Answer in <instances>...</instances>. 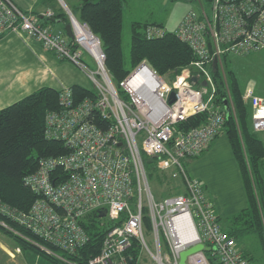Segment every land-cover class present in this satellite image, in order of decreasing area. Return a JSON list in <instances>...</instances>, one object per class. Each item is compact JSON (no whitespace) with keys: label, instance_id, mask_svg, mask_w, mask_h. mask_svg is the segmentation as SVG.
Wrapping results in <instances>:
<instances>
[{"label":"built area","instance_id":"1","mask_svg":"<svg viewBox=\"0 0 264 264\" xmlns=\"http://www.w3.org/2000/svg\"><path fill=\"white\" fill-rule=\"evenodd\" d=\"M194 1L198 10L189 11L174 34L189 46L196 62L170 82L142 62L114 85L97 38L96 44H86L74 22L73 38H66L40 25L12 0H0V38L19 33L35 40L79 69L95 92V97L76 100L70 87L59 90L58 109L45 115L44 136L63 144L66 153L41 159L36 171L23 178L24 186L38 196L28 212L0 202V214L59 251L75 255L89 241L81 222L88 214L105 210L106 216L99 218L119 224L107 231L100 252L86 264H131L126 253L133 240L154 264H179L180 253L197 244L211 248L216 264H252L222 229L200 182L187 175L182 162L204 151L224 122L223 112L213 104L216 87L208 68L218 66L225 56L264 51V0ZM163 34L155 26L145 30L148 39ZM84 54L95 64L94 71L82 60ZM192 68L198 73L194 75ZM192 77L197 78L195 83ZM242 99L252 110L253 131L264 132V94L251 86ZM227 102L233 110L231 100ZM200 113L210 114L206 125L177 130L178 123ZM142 154L156 158L160 171L182 179L185 194L156 201ZM144 208L153 250L144 230ZM55 256L64 264H78ZM185 264L210 262L205 252L198 251Z\"/></svg>","mask_w":264,"mask_h":264},{"label":"trees","instance_id":"2","mask_svg":"<svg viewBox=\"0 0 264 264\" xmlns=\"http://www.w3.org/2000/svg\"><path fill=\"white\" fill-rule=\"evenodd\" d=\"M49 1L56 3V0ZM62 1L74 18L80 24L86 25L91 34L99 40L105 55V69L114 85H118L142 62L170 82L197 60L189 46L181 42L174 32H165L160 25L135 22L131 25L129 62L126 63L122 51L124 0ZM69 21L63 8L54 7L52 16L42 17L40 25L44 27H50L54 23L66 25ZM149 26L161 28L164 31L163 36L148 39L145 30ZM227 57L225 56V59ZM223 67L225 78L218 68L213 67L210 73L216 87L213 104L224 115V122L216 138L220 134L226 135L247 197V206L230 217L228 230H223L236 241L239 236L256 235L264 259V142L252 129V110L242 99L244 90L240 87L236 74L229 70L226 64ZM192 70L194 75L198 73L197 69ZM199 85L195 84V87L198 88ZM70 88L76 100L95 97L93 90L82 85L75 84ZM58 92L59 90L54 88L41 87L0 110V202L22 213L28 212L38 198L24 186L23 178L36 171L41 159L66 153L63 144L47 140L44 136L45 115L58 109ZM118 94L124 99L122 92L118 91ZM228 100H231L233 110L226 111L225 101ZM209 118L208 113L196 114L178 123L176 128L182 132L200 128L207 124ZM215 139L199 155L185 159L182 162L183 166L184 162L190 164L193 159L208 151ZM142 159L149 182L165 186L170 191V196L176 190L177 194H185L182 179L173 178L169 171H160L156 158L142 154ZM81 223L89 236V241L75 255H68L50 246L2 214L0 234L10 238L20 252L40 255L53 264H64L55 255L78 264H86L100 252L107 231L119 222H109L107 219H100L98 214L91 213ZM143 225L145 233L149 235L150 219L146 208L143 211ZM41 248L50 251L51 254ZM243 253L250 261L254 260L247 251ZM141 254L139 243L133 240L132 247L126 253L131 258V264H141ZM205 256L210 264H216L211 250L205 252Z\"/></svg>","mask_w":264,"mask_h":264},{"label":"rangeland","instance_id":"3","mask_svg":"<svg viewBox=\"0 0 264 264\" xmlns=\"http://www.w3.org/2000/svg\"><path fill=\"white\" fill-rule=\"evenodd\" d=\"M198 8V3L194 0H124L122 20V51L125 62H129L132 23L137 22L141 24L146 23L150 25H160L165 32H174L179 26L183 17L189 11H196ZM74 21L80 24L76 19ZM80 25L87 28V26L84 24ZM9 51L10 49L3 51V54ZM82 60L88 65L90 70L94 71L96 69L95 64L88 55L84 54ZM225 64L229 70H232L236 74L240 87L243 90L252 86L257 94H264V51L255 52L247 56L229 55L226 59L223 58L222 61L219 62L218 66H212L208 68V72L211 73V69L213 67L218 68V71H220L225 78L223 67ZM57 75L62 79H60ZM32 79H34V82H49L48 85L51 84V86L58 90L66 88V84L74 80L84 87L94 90L92 81L80 73V71L76 69L75 66L71 65L70 62L65 63L59 71H49V69L46 70L40 62L33 61L24 53L19 51H17V53L11 51L5 57L0 58V95H4V93L10 89L12 92L10 97H16V94L12 91V88H25L27 85L34 83ZM211 79L213 80V78ZM6 95L0 99V102H3L6 99ZM255 134L262 142H264V132H255ZM224 137L226 138V136ZM227 149L230 151V154H222L223 156H221V160H225L226 158L230 157L229 160L234 162L233 164L235 167L236 176L231 170V165L225 166L226 168H229V170L226 169L227 174H218L220 188L218 185H216L214 188L209 189L207 194L204 183H201V181L198 180L203 187V192L207 200L212 199L213 197L217 198V206L220 205V207H218L219 213L217 212L219 216L218 223L224 230H228L229 228L228 219L240 212L241 208L244 209L247 206V197L244 187H242L243 183L240 173L238 172L239 169L235 158H233L234 156L231 153L228 142ZM204 155L205 153L200 155L197 159H193L192 162L199 160ZM190 164H185L184 162V168L187 175L191 178H194L193 175H191L188 171ZM149 185L156 201L163 200L171 194L165 186H161L156 182H149ZM177 192V190L173 191V195L177 194ZM240 195L242 196V200L241 198L239 200ZM231 209L234 210L235 213H229ZM227 214L230 215L227 217L225 216ZM146 235L149 247L151 250H153L150 237L148 234ZM236 242L242 252L247 251L254 258L253 261H250L252 264H264L261 244L256 235L246 234L239 236ZM17 250L19 249L16 248L10 238L0 234V264H53L48 259L40 255H35L31 252L25 254L20 252V250L19 252H16ZM141 264H154L151 262L150 257L145 251L141 254Z\"/></svg>","mask_w":264,"mask_h":264},{"label":"crops","instance_id":"4","mask_svg":"<svg viewBox=\"0 0 264 264\" xmlns=\"http://www.w3.org/2000/svg\"><path fill=\"white\" fill-rule=\"evenodd\" d=\"M12 2L19 9H21L25 12L31 13L39 24L42 21V17L47 18L46 14L48 12H51V13L53 12L54 7L55 8H58V7L63 8L60 0H56V3H52L49 0H12ZM63 4L65 5L64 2H63ZM50 28L55 30V31L61 32L63 36H65L66 38H69L67 36L66 31H65V25H62L60 23H54V25H50ZM28 39H30V38L26 37L23 34H19V33H7V34H5L3 37L0 38V58L5 57L11 51L16 52V53H17V51H19V52L24 53L27 57H29L33 61L40 62L42 64V66L46 70L49 69V71L50 70L51 71H59L65 63H68L66 61H61V60L57 59V57L54 53L46 51L45 49H43V47L41 46L40 43L36 42L33 39H30V40H28ZM25 40H27V41H25ZM9 49H10L9 52L3 54V51L9 50ZM50 67H52L53 70ZM80 73H82V72L80 71ZM58 77L60 79H62L60 76H58ZM32 80L34 82V79H32ZM48 83L49 82H46V81H39V82H34L31 85L29 84L25 88H23V87L18 88V89L12 88V91L15 92L16 97H14V96L10 97V94L12 92L10 91V89H8L6 91V93H4V95H0V99H1L7 94L6 99L3 102H0V110L9 106L12 103L18 101V100H20L21 98L27 96L28 94L32 93L33 91L37 90L38 88L50 87V88L56 89L55 87L51 86V84L48 85ZM75 84L81 85L78 82L72 80V82H68V84H66L67 86H65V87H71L72 85H75ZM259 95H263V94H259ZM224 136H226V135L220 134L215 139V141L212 143L210 148H208V151L205 152V155L203 157H201L199 160L191 162V164L188 167L189 173L191 175H193V177L196 180H199V181H201V183L202 182L204 183V185L206 187V189H205L206 194H207V191L209 189L214 188L216 185H218L220 188V181L218 179V174H220V173L225 174V175L227 174L226 169L229 170V168L228 167L226 168L225 166L231 165V170H232L233 174L236 176L235 167L233 164L234 162L232 160H229L230 157L226 158L225 160L224 159L221 160V156H223L222 154H227V155L230 154V151L227 149L228 139H227V137L225 138ZM228 145H229V142H228ZM229 147H230V145H229ZM230 150H231V147H230ZM231 153H232V151H231ZM213 191H215V190H213ZM240 198L242 200L241 195L239 196V200H240ZM209 200L213 204L215 214L217 216V219L219 220L218 207H220V205L217 206L218 200H217V198H214V197L212 199H209ZM241 210H242V208H241ZM230 211H229V213L234 212V210H232V209ZM222 215H224V214H222ZM229 215L230 214H227L225 216L228 217Z\"/></svg>","mask_w":264,"mask_h":264},{"label":"water","instance_id":"5","mask_svg":"<svg viewBox=\"0 0 264 264\" xmlns=\"http://www.w3.org/2000/svg\"><path fill=\"white\" fill-rule=\"evenodd\" d=\"M63 7L65 8L68 16H69V24H66L65 25V31L67 33V36L69 38H73V31H72V25H73V22L75 20L74 16L72 15V13L65 7V5L63 4L62 0H60ZM52 21V20H51ZM192 81L195 83L197 81V78L196 77H192ZM174 101V94H171L170 95V102ZM225 109L226 111H228L229 106H228V102L225 101ZM106 216V211L105 210H101L99 212V217H105ZM211 248L210 247H207V246H204L203 244H197V245H194L192 247H190L189 249L187 250H184L180 253V259H179V264H185V261H186V258L195 253V252H198V251H203V252H208L210 251Z\"/></svg>","mask_w":264,"mask_h":264},{"label":"bare ground","instance_id":"6","mask_svg":"<svg viewBox=\"0 0 264 264\" xmlns=\"http://www.w3.org/2000/svg\"><path fill=\"white\" fill-rule=\"evenodd\" d=\"M75 22V21H74ZM76 25V31L82 36L83 40L86 41V44L93 45L96 44V38L92 36V34L86 30L82 25L78 23H74ZM139 79V76L134 78L132 81L133 85L137 84V80Z\"/></svg>","mask_w":264,"mask_h":264}]
</instances>
